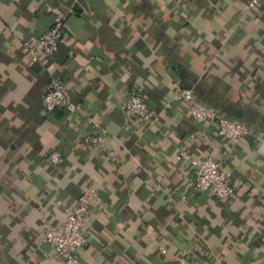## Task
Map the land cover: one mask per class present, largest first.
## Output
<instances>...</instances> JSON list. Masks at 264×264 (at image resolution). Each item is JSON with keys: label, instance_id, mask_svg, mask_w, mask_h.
<instances>
[{"label": "crops", "instance_id": "1", "mask_svg": "<svg viewBox=\"0 0 264 264\" xmlns=\"http://www.w3.org/2000/svg\"><path fill=\"white\" fill-rule=\"evenodd\" d=\"M58 17L59 50L31 61L24 42ZM52 80L79 112L44 110ZM176 87L248 134L233 145L197 123ZM135 88L153 121L122 110ZM200 155L234 199L194 191ZM86 192L77 264H264V0H0V264H66L44 230Z\"/></svg>", "mask_w": 264, "mask_h": 264}, {"label": "built area", "instance_id": "2", "mask_svg": "<svg viewBox=\"0 0 264 264\" xmlns=\"http://www.w3.org/2000/svg\"><path fill=\"white\" fill-rule=\"evenodd\" d=\"M65 24L66 19L58 17L47 33L33 41L24 42V49L31 61L50 59L57 53L65 34ZM176 99L188 105V114L197 123L215 125L219 136L233 145H237L248 134V128L244 123L230 120L220 112L200 103L191 90L176 87ZM43 107L48 113H53L58 109H66L70 113L80 111V106L71 101L70 90L57 80L50 82L43 99ZM122 110L129 119H140L145 122L154 120L141 90L137 88L132 90ZM104 133L87 136L84 143L101 147L105 141ZM49 161L53 164H61L64 159L59 152H54L49 157ZM190 165L194 171L193 189L195 192L208 194L219 200H230L236 197V188L231 182V174L224 169L221 161L208 155H200L193 157ZM94 199L93 192L83 193L62 224L48 225L44 230L42 242L52 245L56 254L65 259L66 264H77V252L87 243L85 228L89 220L90 205ZM179 264L190 263L185 257H181ZM193 264L221 263L200 260Z\"/></svg>", "mask_w": 264, "mask_h": 264}]
</instances>
